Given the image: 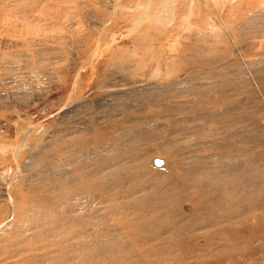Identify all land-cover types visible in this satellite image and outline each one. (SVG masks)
<instances>
[{
    "label": "rangeland",
    "instance_id": "1",
    "mask_svg": "<svg viewBox=\"0 0 264 264\" xmlns=\"http://www.w3.org/2000/svg\"><path fill=\"white\" fill-rule=\"evenodd\" d=\"M0 264H264V0H0Z\"/></svg>",
    "mask_w": 264,
    "mask_h": 264
},
{
    "label": "bare ground",
    "instance_id": "2",
    "mask_svg": "<svg viewBox=\"0 0 264 264\" xmlns=\"http://www.w3.org/2000/svg\"><path fill=\"white\" fill-rule=\"evenodd\" d=\"M135 26V25H134ZM13 200H12V198H10V203L12 202ZM13 208H14V204H13V206H12V211H13Z\"/></svg>",
    "mask_w": 264,
    "mask_h": 264
}]
</instances>
